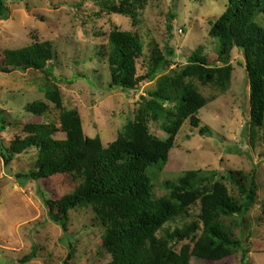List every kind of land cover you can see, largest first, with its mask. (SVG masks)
Returning a JSON list of instances; mask_svg holds the SVG:
<instances>
[{
	"label": "rangeland",
	"instance_id": "rangeland-1",
	"mask_svg": "<svg viewBox=\"0 0 264 264\" xmlns=\"http://www.w3.org/2000/svg\"><path fill=\"white\" fill-rule=\"evenodd\" d=\"M122 1L7 0L10 17L0 22V54L50 42L55 52L56 81L34 70L0 72V124L6 122L0 139L5 146L24 138L28 124L42 121L26 111L28 105L40 101L51 109L55 107L46 97L47 92H58L67 109L79 112L87 137H98L105 146L117 139L135 119L142 98L157 87L160 76L138 92L109 90L107 39L114 25L140 35L145 61L155 42L162 51L175 49L171 70H183L195 52H202L215 66H224L217 61L218 42L210 31L212 22L225 12L227 0H146L138 11L136 25L133 19L111 12V6H119ZM257 21L264 28V14ZM228 58L233 71L227 91L195 83L204 97L214 99L198 115L202 126L209 127L211 133L202 136L199 129L183 123L173 136L174 146L166 166L156 175L151 169L148 175L156 185V196L163 197L168 193L164 183L176 182L188 171L218 172L222 176L240 171L256 174L258 205L244 224L240 219L225 221L232 226L235 237L248 247L249 264H264V128L252 131L250 83L243 51L235 48ZM145 66H139L140 74L146 72ZM78 75L82 77L77 79ZM149 128L159 139L171 137L162 123H150ZM64 137L63 133L56 135L57 139ZM37 158L38 153L31 150L17 156L8 169L0 164V264L109 263L111 256L102 249L103 229L96 224L90 207L70 213L67 232L49 220L45 200L73 194L80 182L77 172L40 183L18 178L34 169ZM224 183L231 193H237L230 181ZM189 214L165 229L173 231L200 222L199 205L192 207ZM187 243L179 244L177 251L181 252ZM34 251L36 257L22 263ZM190 264H242V253L217 262L192 257Z\"/></svg>",
	"mask_w": 264,
	"mask_h": 264
},
{
	"label": "trees",
	"instance_id": "trees-1",
	"mask_svg": "<svg viewBox=\"0 0 264 264\" xmlns=\"http://www.w3.org/2000/svg\"><path fill=\"white\" fill-rule=\"evenodd\" d=\"M145 3L146 0H123L119 6L113 4L111 12L133 19L136 25L138 11ZM260 14H264V0H227L225 12L212 22L210 31L218 42L217 61L223 67L215 66L202 52H195L183 70H171L175 49L162 51L155 42L145 61L140 35L114 25L107 39L109 90L138 92L160 76L157 87L142 98L135 119L105 146L100 138L85 135L79 112L67 109L58 92H47L46 97L55 107L51 109L40 101L27 106L26 111L42 121L28 124L26 136L12 141L9 147L0 139V164L8 169L17 156L34 150L38 153L34 169L19 174V179L40 183L77 172L80 182L73 194L45 200L48 217L67 232L70 213L90 207L96 224L103 229L102 249L111 256L107 264H190L192 257L217 262L239 251L242 264H249L248 247L235 237L225 220L240 219L244 224L258 205L256 174L240 171L222 176L218 172L188 171L176 182H165L168 193L157 197L148 172L153 169L156 175L166 166L174 146L173 136L183 123L199 129L202 136L211 133L209 127L202 126L198 115L214 99L204 97L195 83L227 91L233 71L228 55L235 48L244 53L252 131L264 128V28L257 21ZM9 17L7 0H0V22ZM54 53L50 42L4 50L0 54V72L34 70L55 82ZM143 63L147 70L140 74ZM153 122L162 123L171 137L162 140L153 136L149 128ZM5 125L1 121L0 133L5 131ZM58 133L65 137L57 139ZM225 180L237 193H231ZM195 205L200 206V222L173 231L165 229L178 219L188 218ZM184 242L188 243L178 252L177 247ZM36 255L34 251L22 263Z\"/></svg>",
	"mask_w": 264,
	"mask_h": 264
}]
</instances>
